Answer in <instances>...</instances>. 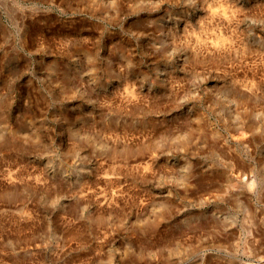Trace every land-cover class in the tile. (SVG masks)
I'll return each instance as SVG.
<instances>
[{
	"label": "rangeland",
	"instance_id": "374dc122",
	"mask_svg": "<svg viewBox=\"0 0 264 264\" xmlns=\"http://www.w3.org/2000/svg\"><path fill=\"white\" fill-rule=\"evenodd\" d=\"M264 0H0V264H264Z\"/></svg>",
	"mask_w": 264,
	"mask_h": 264
},
{
	"label": "bare ground",
	"instance_id": "6f19581e",
	"mask_svg": "<svg viewBox=\"0 0 264 264\" xmlns=\"http://www.w3.org/2000/svg\"><path fill=\"white\" fill-rule=\"evenodd\" d=\"M263 257H264V255H263Z\"/></svg>",
	"mask_w": 264,
	"mask_h": 264
}]
</instances>
